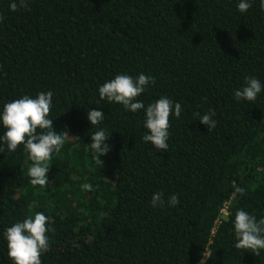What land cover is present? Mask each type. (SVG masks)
Instances as JSON below:
<instances>
[{
    "label": "trees",
    "instance_id": "obj_1",
    "mask_svg": "<svg viewBox=\"0 0 264 264\" xmlns=\"http://www.w3.org/2000/svg\"><path fill=\"white\" fill-rule=\"evenodd\" d=\"M27 2L11 11L0 0V113L51 91L48 118L65 142L43 187L30 183L23 144H0V264H14L5 229L36 212L48 218L42 264H198L205 251V264H264V250L235 247L234 231L238 209L264 218V87L254 102L234 97L248 76L264 85L260 0L245 13L239 0ZM140 73L155 78L137 97L145 108L161 96L182 106L169 118L167 151L143 141L144 109L99 97L116 75ZM93 108L104 113L94 126ZM210 109L212 131L195 116ZM101 129L110 146L102 164L90 147ZM158 191L162 208L150 204Z\"/></svg>",
    "mask_w": 264,
    "mask_h": 264
},
{
    "label": "clouds",
    "instance_id": "obj_2",
    "mask_svg": "<svg viewBox=\"0 0 264 264\" xmlns=\"http://www.w3.org/2000/svg\"><path fill=\"white\" fill-rule=\"evenodd\" d=\"M252 7V0H239L237 9L241 13L247 12ZM29 8L27 0H10L9 9L19 11ZM260 8L264 10V0H260ZM4 19L0 14V21ZM154 77L143 73L137 77L127 74H118L113 79L106 81L99 86L98 92L101 99L109 102H116L123 105L126 111L137 112L145 110L144 128L147 132L142 139L151 143L156 150H168V129L170 127V116L174 113L177 119L180 118L182 106L166 96H161L146 108L142 101L137 100L145 87L154 82ZM264 85L253 76L245 78L244 86L234 92L236 100L254 102L257 94L261 92ZM53 93L41 91L35 98L23 95L21 98L4 104L0 113V124L6 131L0 136V144H6L8 151H16L19 145L23 144L24 150L28 153L29 159L33 162L28 170L33 186H45L49 183L47 173L49 171L48 161L51 160L53 152L59 153L64 145V137L53 130V120L49 119L52 106ZM195 116L207 126L208 131L216 127L213 119L215 112L209 110L207 113L197 111ZM91 124L98 125L104 119L102 110L95 108L87 113ZM37 128L42 131L37 134ZM46 130V131H43ZM109 134L106 135L103 129L92 133L90 143L94 158L98 163L101 155L110 151V146L105 143ZM5 149L0 147V152ZM83 191H91L92 185L84 183L81 185ZM243 191V189H239ZM179 197L176 194L169 196L167 205L176 206ZM152 207H164L166 202L163 191L155 192L150 200ZM48 218L42 212H36L34 218L29 216L22 222H16L4 231L7 241L8 257L14 264H42L41 255L49 250V237L46 235ZM234 231L236 237L235 247L244 251H250L259 256L264 250V218H257L247 211L238 209L234 218ZM210 257L205 251L200 264H205Z\"/></svg>",
    "mask_w": 264,
    "mask_h": 264
},
{
    "label": "built area",
    "instance_id": "obj_3",
    "mask_svg": "<svg viewBox=\"0 0 264 264\" xmlns=\"http://www.w3.org/2000/svg\"><path fill=\"white\" fill-rule=\"evenodd\" d=\"M225 205L219 210V213L221 214V215H224V214H226V211H225ZM203 258V257H202ZM201 261V260H200ZM200 261H199V263L198 264H200Z\"/></svg>",
    "mask_w": 264,
    "mask_h": 264
}]
</instances>
